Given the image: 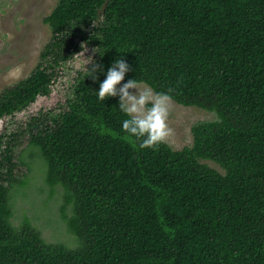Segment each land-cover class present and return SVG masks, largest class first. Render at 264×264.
I'll return each instance as SVG.
<instances>
[{
  "label": "trees",
  "instance_id": "1",
  "mask_svg": "<svg viewBox=\"0 0 264 264\" xmlns=\"http://www.w3.org/2000/svg\"><path fill=\"white\" fill-rule=\"evenodd\" d=\"M44 21L50 39L0 93V119L47 95L82 42L100 69L96 80L92 62L77 69L57 110L0 133V264H264V0H57ZM117 57L131 67L124 80L216 119L194 123L180 149L141 147L121 128L118 98L96 95ZM22 135L62 189L74 247L46 242L27 217L12 223Z\"/></svg>",
  "mask_w": 264,
  "mask_h": 264
},
{
  "label": "rangeland",
  "instance_id": "2",
  "mask_svg": "<svg viewBox=\"0 0 264 264\" xmlns=\"http://www.w3.org/2000/svg\"><path fill=\"white\" fill-rule=\"evenodd\" d=\"M56 3L57 0H0V93L27 77L39 62L40 52L51 36L44 17ZM93 54V49L85 46L59 69L47 95L38 96L24 110L0 119V133L7 126L22 124L31 113L49 108L57 110L69 93L68 84L76 70L84 67V61L90 58L87 56ZM141 85L148 86L143 82ZM171 104L168 123L174 131L166 141L173 149L192 143L191 126L194 123L216 119L213 111L195 105H182L173 100ZM24 142L25 136L22 135L15 147L14 161L18 163L15 174L17 178L25 179V182L23 185L16 184L11 189L12 223L19 227L23 218L27 217L46 242L74 247L77 239L61 217L62 189L60 186L53 189L46 184L47 164L44 158L35 149L30 150V147L21 150L20 144ZM24 161L29 163V169ZM201 161L223 173V169L215 161Z\"/></svg>",
  "mask_w": 264,
  "mask_h": 264
},
{
  "label": "clouds",
  "instance_id": "3",
  "mask_svg": "<svg viewBox=\"0 0 264 264\" xmlns=\"http://www.w3.org/2000/svg\"><path fill=\"white\" fill-rule=\"evenodd\" d=\"M93 52L97 51L93 49ZM87 57L90 58L84 61V67L86 63L93 61L91 55ZM85 68L87 75L96 80V72L100 65L92 62L90 68ZM130 70V64L126 59L117 57L112 60L104 70V79L99 81L96 95L102 101L106 97H117V107L127 117L121 121L122 130L138 140L141 147H153L173 135L174 130L168 123L172 97L168 92L142 86L135 78L124 80L125 74Z\"/></svg>",
  "mask_w": 264,
  "mask_h": 264
}]
</instances>
